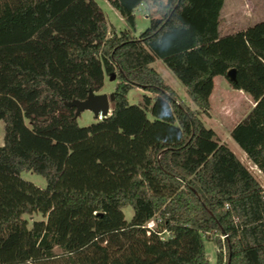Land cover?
Listing matches in <instances>:
<instances>
[{
	"label": "trees",
	"instance_id": "obj_1",
	"mask_svg": "<svg viewBox=\"0 0 264 264\" xmlns=\"http://www.w3.org/2000/svg\"><path fill=\"white\" fill-rule=\"evenodd\" d=\"M106 1L125 22L109 35L93 0H0V264H209L203 240L219 234L215 264H264V192L198 118L217 75L247 94L229 135L264 176V19L221 34L224 0ZM110 74V113L78 125L68 102Z\"/></svg>",
	"mask_w": 264,
	"mask_h": 264
},
{
	"label": "rangeland",
	"instance_id": "obj_2",
	"mask_svg": "<svg viewBox=\"0 0 264 264\" xmlns=\"http://www.w3.org/2000/svg\"><path fill=\"white\" fill-rule=\"evenodd\" d=\"M102 14L103 23L106 29V35L111 32H118L125 27V22L118 12L112 8L106 0H93ZM146 4H139L134 12V28L136 35L139 31H142L148 26V19L146 17ZM145 13V14H144ZM220 33H230L245 27L252 25L255 22L264 19V0H224L222 8L220 10ZM149 66L153 68L158 75L162 78L163 82L169 86L173 91L179 94L181 99H184L189 104L191 109H196L190 102L187 95L184 93L183 86L175 78V76L166 68L160 59H154ZM114 86V77L112 79L109 76L104 75L102 85L99 89L94 90V94L105 93L108 95ZM236 90V89H235ZM232 89L225 79L222 84H217L210 99V108L208 114L198 113V118L203 122L204 127L214 129L216 131V139L227 146V148L237 157L241 159L242 164L247 168L251 175L255 178L260 188L264 192V176L262 173L254 167L250 161L243 154L241 149L230 138L229 128L237 122L243 114L248 110L245 106V102L242 101L238 92ZM140 90L137 88H131L127 91L126 97L129 103H140L141 95ZM178 97V96H177ZM179 99V98H178ZM138 101V102H137ZM110 107V104H109ZM241 113V111H243ZM101 117H94L88 110H83L75 116V121L78 125H87L95 119ZM28 124V123H27ZM213 130V131H214ZM215 134V133H214ZM2 137V122L0 121V144ZM242 154V155H241ZM241 155V157H240ZM20 176L28 180L39 187H43L45 184L44 178L31 171H23ZM123 216L126 221L130 220L131 209L126 206L122 209ZM28 224L32 220L42 218L39 213H33L31 215H23ZM145 227L149 229L155 228V221L153 219L145 223ZM168 232L159 231L158 235L161 238H166ZM217 245H213L210 241L203 240V252L209 264H215V250Z\"/></svg>",
	"mask_w": 264,
	"mask_h": 264
},
{
	"label": "water",
	"instance_id": "obj_3",
	"mask_svg": "<svg viewBox=\"0 0 264 264\" xmlns=\"http://www.w3.org/2000/svg\"><path fill=\"white\" fill-rule=\"evenodd\" d=\"M225 76L229 81L234 80V68H230L226 71ZM110 79L113 78V74H110ZM112 100V92L108 95L105 93L94 94L91 90L87 91L84 99H73L68 102V105L74 107V117L83 110H88L94 117H104L110 113L109 104Z\"/></svg>",
	"mask_w": 264,
	"mask_h": 264
},
{
	"label": "crops",
	"instance_id": "obj_4",
	"mask_svg": "<svg viewBox=\"0 0 264 264\" xmlns=\"http://www.w3.org/2000/svg\"><path fill=\"white\" fill-rule=\"evenodd\" d=\"M135 10H136V8L133 10V15H134V18H135V14H134V12H135ZM145 14V13H144ZM225 80V78L223 77V76H219V75H217V76H215V77H213V87H212V90H211V93H210V95H209V108H210V99H211V96H212V94H213V92H214V89H215V87H216V85L217 84H222V82ZM138 90H140L141 92H140V94L139 95H142L144 92H143V90H141V89H139V88H137ZM233 89V88H232ZM183 90H184V88H183ZM235 90V89H234ZM236 92H238L239 93V95H240V97H241V99H242V101L243 102H245L246 104H245V106L248 108V110L243 114V116L241 117V119L250 111V109L252 108V106L254 105V102L249 98V96L247 95V94H245L243 91H241V90H235ZM175 92V91H174ZM104 93V92H103ZM185 93V92H184ZM175 94L178 96V98H179V100L180 101H182L183 103H185L186 105H188L189 106V104H187L186 102H185V100L184 99H181L180 98V96H179V94H177L176 92H175ZM138 102V101H137ZM190 107V106H189ZM244 112V110L243 111H241V113H243ZM209 113V110H208V112H207V114ZM202 114H204V113H202ZM199 117V116H198ZM241 119H239L238 121H240ZM200 121H201V119H200ZM237 121V122H238ZM237 122H235L234 124H236ZM202 124H203V122H202ZM233 124V125H234ZM233 125L229 128V132H230V130H231V128L233 127ZM211 129V128H210ZM214 130V129H213ZM214 133H215V137H217L216 136V131L214 130L213 131ZM229 132L227 133V137H228V134H229ZM219 142V141H218ZM219 143H222V142H219ZM242 151V150H241ZM243 152V151H242ZM243 154H244V152H243ZM242 155V154H241ZM241 155H240V157H241ZM245 155V154H244ZM240 162H241V159L240 158H237ZM242 163V162H241ZM251 163V162H250ZM252 164V163H251ZM253 165V164H252ZM254 166V165H253ZM255 167V166H254ZM257 169V168H256ZM258 170V169H257Z\"/></svg>",
	"mask_w": 264,
	"mask_h": 264
},
{
	"label": "built area",
	"instance_id": "obj_5",
	"mask_svg": "<svg viewBox=\"0 0 264 264\" xmlns=\"http://www.w3.org/2000/svg\"><path fill=\"white\" fill-rule=\"evenodd\" d=\"M158 234V233H157ZM226 237V234H219L218 238H219V242L220 245H217L215 252L220 251V253L223 255L224 254V238ZM223 260V259H222Z\"/></svg>",
	"mask_w": 264,
	"mask_h": 264
}]
</instances>
